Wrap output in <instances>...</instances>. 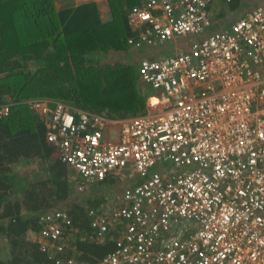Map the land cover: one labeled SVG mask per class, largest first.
I'll list each match as a JSON object with an SVG mask.
<instances>
[{
	"label": "built area",
	"instance_id": "built-area-1",
	"mask_svg": "<svg viewBox=\"0 0 264 264\" xmlns=\"http://www.w3.org/2000/svg\"><path fill=\"white\" fill-rule=\"evenodd\" d=\"M233 1L142 0L128 10L130 48L191 37L172 55L139 60L153 90L144 114L26 101L79 192L111 181L88 226L58 208L28 229L42 264H264V1L207 33ZM8 111L0 103V117ZM84 242L112 248L86 260Z\"/></svg>",
	"mask_w": 264,
	"mask_h": 264
},
{
	"label": "trees",
	"instance_id": "trees-1",
	"mask_svg": "<svg viewBox=\"0 0 264 264\" xmlns=\"http://www.w3.org/2000/svg\"><path fill=\"white\" fill-rule=\"evenodd\" d=\"M141 1L107 0L106 19L93 0L61 8L56 0H0V103L9 106L0 117V264L46 261L27 234L42 213L65 209L88 226L85 206L65 204L82 193L73 170L53 158L44 120L26 101L57 99L109 118L144 114L148 86L123 58L132 56L128 39L135 35L127 12ZM109 56L115 61H102ZM25 165L33 182L23 186L18 177ZM102 200L89 199L88 208ZM80 248L84 259L94 260L112 246L84 242Z\"/></svg>",
	"mask_w": 264,
	"mask_h": 264
},
{
	"label": "crops",
	"instance_id": "crops-1",
	"mask_svg": "<svg viewBox=\"0 0 264 264\" xmlns=\"http://www.w3.org/2000/svg\"><path fill=\"white\" fill-rule=\"evenodd\" d=\"M259 1L260 0H236L235 2H238V6H236L234 8L231 7V4L233 2L227 6L220 4V6L218 7L217 13L214 16L213 23H212L211 27L208 28L207 33H211V32H214V31L221 29L222 27L229 26L232 21H234L235 19H237L241 16L242 12L253 7ZM262 1H264V0H262ZM108 18H109V16H108ZM190 39H191V37H189V36L185 37V38H177V39L174 38L171 40L158 42L154 45H150V46L147 45V46H144V47L139 48V49L131 48L130 50L133 53H132V56L129 57V59H132V57H134V59H136L139 62V60L143 57L159 58V57L166 56V55H172L181 46H184V48H187V43L190 41ZM177 40L179 41V45H174V47H173V42L177 41ZM171 51L172 52L174 51V52L172 54H168ZM110 182H111L110 180H106L104 182L105 184H107L106 186H104V184H102L103 182H101L100 184L92 183L91 185L97 184V185H99L98 186L99 190H101L104 187H109L111 184ZM124 182H127V181H124ZM89 185H90V183L87 186H89ZM113 185L116 187V186L121 185V184L118 183L116 185L115 184H113ZM115 189L117 190V188H115ZM108 190L109 189L107 188V191H101L100 193L90 191V192H88L87 197H85V200L88 201L89 199H93V198L98 197V196H100V200H102V198H104L103 200H105L106 196H108L107 195ZM82 193L86 194L87 192L85 190ZM102 201H100V203ZM81 203L83 204V202H81Z\"/></svg>",
	"mask_w": 264,
	"mask_h": 264
},
{
	"label": "rangeland",
	"instance_id": "rangeland-1",
	"mask_svg": "<svg viewBox=\"0 0 264 264\" xmlns=\"http://www.w3.org/2000/svg\"><path fill=\"white\" fill-rule=\"evenodd\" d=\"M87 1H91V0H56V6H57V8H61L62 6L67 5V4H70V3H72V4H80V3H83V2H87ZM93 1L97 2V4L99 5L100 11L102 13V17L108 19V9H109V7H108L107 0H93ZM174 45H179V41L178 40L177 41H174L173 42V47H174ZM173 52L171 51L168 54H172ZM123 58H124V61L127 58V60H129L130 62L134 63V67L135 68L138 67V63H137L138 61L136 59H134V57H132V59H129V57L123 56ZM115 59H116V57L113 58L112 56H109V57H106V59L103 58L102 61H106V62L112 61V62H114ZM118 59H120V58L118 57ZM146 89L148 91V94L149 95H152V91L153 90L150 87H147ZM28 168H29V166L25 165V166H23V167L20 168L21 173H20V170H19V177H18V179H19L20 184H22L23 186L24 185H27V184H31L33 182V175L31 173H29V169ZM102 184H104V186L107 185V184L104 183V181H103ZM98 186L99 185H97V184L96 185H91L90 184L85 189L86 192H87L86 194L85 193H81L80 194V197H78V196L76 197V195L74 194V195L71 196V198H70L69 201H66L65 202V204H67L68 207H71V205L73 203L82 204L81 202H83L82 205H83V207L85 206L86 207V210H87L88 207H89V203H88V201H86L85 199H83V197L84 196L87 197L88 192L94 191L96 193H100L101 191H107V187H104L103 189L99 190V187ZM3 240L6 243V247L4 246V248L6 249V251L8 252V255H9V250L11 248V241L7 237H4ZM1 242H2V239L0 240V244H1Z\"/></svg>",
	"mask_w": 264,
	"mask_h": 264
}]
</instances>
